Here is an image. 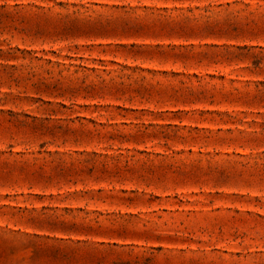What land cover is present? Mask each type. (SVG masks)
I'll use <instances>...</instances> for the list:
<instances>
[{
	"label": "rangeland",
	"instance_id": "obj_1",
	"mask_svg": "<svg viewBox=\"0 0 264 264\" xmlns=\"http://www.w3.org/2000/svg\"><path fill=\"white\" fill-rule=\"evenodd\" d=\"M0 264H264V0H0Z\"/></svg>",
	"mask_w": 264,
	"mask_h": 264
}]
</instances>
